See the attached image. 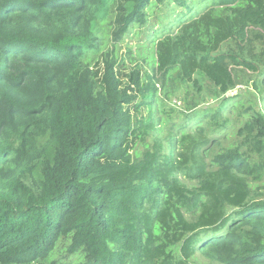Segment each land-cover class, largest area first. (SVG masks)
Instances as JSON below:
<instances>
[{"label": "trees", "instance_id": "trees-1", "mask_svg": "<svg viewBox=\"0 0 264 264\" xmlns=\"http://www.w3.org/2000/svg\"><path fill=\"white\" fill-rule=\"evenodd\" d=\"M170 3L153 73L122 71L108 44ZM175 15L197 16L171 31ZM250 27L264 0H0V264H264Z\"/></svg>", "mask_w": 264, "mask_h": 264}, {"label": "rangeland", "instance_id": "rangeland-1", "mask_svg": "<svg viewBox=\"0 0 264 264\" xmlns=\"http://www.w3.org/2000/svg\"><path fill=\"white\" fill-rule=\"evenodd\" d=\"M198 8L200 7V3L197 4ZM175 9V11H179V7L172 5L171 3L168 6H152L149 9V15H148V21L146 24L142 26H133L129 29V31L122 37V39L114 44H108V46H113L116 51V56L118 59V62L121 64L122 71H129L134 67L139 68L142 73L148 72L153 73L154 66H155V39L159 36L163 35L161 32V28L157 29V32L160 35H157L155 37L151 36L152 31H156V27H159L163 25L164 21L169 20L170 13H165L167 10ZM162 13V15H160ZM197 15H175L170 18V24H171V31H174L177 27L176 24H178L180 21L183 20H189L190 18H194ZM169 27V25H168ZM248 29L253 30L254 32H257V40L253 44H248V52L251 54H261L262 55V63L264 64V46H262V42H264V30L260 28H253L250 27ZM250 60V58H248ZM250 75H252L251 72H248ZM237 88H239L241 91H249L250 87H244L241 84H238ZM237 90H233L229 92L230 94H236ZM229 94V95H230ZM217 98L210 97L206 98L202 105H211L213 103H216ZM172 107L178 111L184 110V104L181 100H179V96H174L171 101H168L166 107ZM235 110L240 111V115H234ZM245 110L243 107L241 108H233L230 110V113L227 114L230 118V127L228 129V132L223 135L222 142L227 141V138H229V141L234 142L237 144L242 137L238 134L239 127L243 126L245 121H247L248 118H250V113H245ZM223 146L226 144H222ZM217 145L215 143L211 147V151H213L216 148ZM137 150H143V147L141 145L136 147ZM209 159V156H208ZM259 186V191L261 192V196H264V180L257 182ZM72 258L69 254L65 252H59L56 254V257L58 258H66V257ZM189 264H209V260L206 259L201 254L197 253L193 258H191L188 261Z\"/></svg>", "mask_w": 264, "mask_h": 264}]
</instances>
